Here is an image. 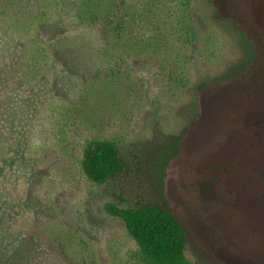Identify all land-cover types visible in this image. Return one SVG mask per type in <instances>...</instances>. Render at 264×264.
<instances>
[{
    "label": "rangeland",
    "instance_id": "obj_1",
    "mask_svg": "<svg viewBox=\"0 0 264 264\" xmlns=\"http://www.w3.org/2000/svg\"><path fill=\"white\" fill-rule=\"evenodd\" d=\"M116 144L103 184L81 161ZM157 201L188 264H264V21L249 0H0V264H148L104 206Z\"/></svg>",
    "mask_w": 264,
    "mask_h": 264
},
{
    "label": "trees",
    "instance_id": "obj_2",
    "mask_svg": "<svg viewBox=\"0 0 264 264\" xmlns=\"http://www.w3.org/2000/svg\"><path fill=\"white\" fill-rule=\"evenodd\" d=\"M249 1L256 17L264 21V0ZM81 167L86 177L96 184H103L128 170L118 147L109 140L90 141L83 150ZM104 210L124 223L146 263L188 264L186 227L168 205L150 200L129 207L106 203Z\"/></svg>",
    "mask_w": 264,
    "mask_h": 264
}]
</instances>
